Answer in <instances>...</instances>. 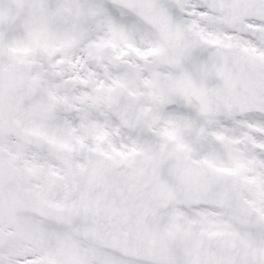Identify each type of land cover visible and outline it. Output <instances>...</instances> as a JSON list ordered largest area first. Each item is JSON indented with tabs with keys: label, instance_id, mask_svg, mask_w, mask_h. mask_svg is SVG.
<instances>
[{
	"label": "snow or ice",
	"instance_id": "1",
	"mask_svg": "<svg viewBox=\"0 0 264 264\" xmlns=\"http://www.w3.org/2000/svg\"><path fill=\"white\" fill-rule=\"evenodd\" d=\"M0 264H264V0H0Z\"/></svg>",
	"mask_w": 264,
	"mask_h": 264
}]
</instances>
